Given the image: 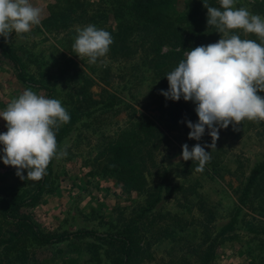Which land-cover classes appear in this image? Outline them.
Here are the masks:
<instances>
[{
  "label": "rangeland",
  "instance_id": "rangeland-1",
  "mask_svg": "<svg viewBox=\"0 0 264 264\" xmlns=\"http://www.w3.org/2000/svg\"><path fill=\"white\" fill-rule=\"evenodd\" d=\"M128 2L30 0L42 9L41 25L27 33L11 34L7 43L0 36V41L20 55L27 76L52 88L53 99L60 100L70 120L74 119L61 126L68 129L58 151L65 150L67 155L53 158L38 202L22 207L21 212L49 232L88 228L114 233L131 224L139 237L134 264H201L208 250L207 264H264V234L250 230L264 228V174L246 202L239 204L250 168L264 158V121L243 120L239 130L231 125L220 129L215 148H205L211 159L202 172L195 170L198 162L179 159L183 144L191 150L197 143L211 144L212 139L208 129L199 141L188 139L190 129L185 121H197L195 105L182 98L166 100L159 94L168 88L169 71L154 68V59L157 50L164 52L169 46L159 45V37L150 28H143L141 38L119 31L118 25L121 30L132 26L135 33L142 30L129 17ZM214 3L220 7L219 0ZM185 7L186 0H181L178 10ZM234 7L264 17V0H235ZM89 24L112 35L121 51L117 57L109 50L97 63L89 64L86 57L76 56L72 49L75 37ZM230 32L242 40L260 42L256 34L242 29ZM219 39L214 33L204 45ZM201 41H186L174 49L185 57ZM28 88L47 96L46 89L25 85L0 51V111ZM258 95L264 97V92ZM165 107L175 113L174 121L172 115L163 114ZM129 119H152L159 124L156 135L138 153L145 193L125 188L102 170L104 145ZM6 131L0 118V133ZM33 183L21 180L15 168L0 161V197L32 191ZM153 199H157L155 205L140 214L141 207ZM233 216L232 229L221 233ZM114 254L113 247L92 236L40 246L22 238L5 264H110Z\"/></svg>",
  "mask_w": 264,
  "mask_h": 264
},
{
  "label": "clouds",
  "instance_id": "clouds-1",
  "mask_svg": "<svg viewBox=\"0 0 264 264\" xmlns=\"http://www.w3.org/2000/svg\"><path fill=\"white\" fill-rule=\"evenodd\" d=\"M235 0H219L220 7L206 2V24L213 26L220 39L187 51L185 58L167 75L168 88L160 90L166 100L191 101L197 121H185L190 129L188 139L199 141L208 129L212 143H187L181 146L179 159L198 162L196 171L202 172L211 159L219 130L229 125L239 130L241 121H264V17L252 14L247 8L234 7ZM42 9L30 0H0V36L5 43L11 34L17 35L40 26ZM242 29L256 34L260 42L242 40L230 30ZM112 35L95 25L78 31L72 45L76 56L97 63L113 43ZM6 132L0 133V161L15 168L21 180L39 181L47 175L46 169L53 158L67 155L58 151L56 133L70 121V114L58 99H49L25 89L0 111ZM27 171L25 176L23 173Z\"/></svg>",
  "mask_w": 264,
  "mask_h": 264
},
{
  "label": "trees",
  "instance_id": "trees-1",
  "mask_svg": "<svg viewBox=\"0 0 264 264\" xmlns=\"http://www.w3.org/2000/svg\"><path fill=\"white\" fill-rule=\"evenodd\" d=\"M204 2L209 6L215 7L214 0H186L185 10L179 11L178 7L181 0H129L127 6L129 17L134 19L142 30L141 32L137 31L135 33L136 29L132 26L121 30V25H118V29L122 32H131L132 35L134 34L138 38H141L140 33L143 32V28L152 29L159 37V45L166 44L169 46L164 52L160 50L158 52L157 50L156 58L154 59V68L159 70L164 68L165 71L170 72L185 58L182 56V52L174 49V47L181 46L186 41L200 40H202L200 43H195L199 46L204 45L214 33L216 34V29L213 26L207 27V10L203 7ZM49 6L52 7V5ZM119 31L117 35H119ZM0 51L13 64L17 77L25 85L46 89V98L53 99L52 88L27 76L22 58L13 48L0 41ZM120 52V49L115 46L114 41L110 49L111 55L117 57ZM108 104L111 103H106V105ZM162 111L165 115H172L170 117L172 121L176 119V115L172 113L171 109L165 107ZM71 112L73 113L72 110ZM161 116L163 117L164 115ZM73 120L72 117L70 122ZM158 128V122L152 119H129L117 131L116 137L104 145V149L102 150L103 174H112L118 183L122 184L125 188L135 189L139 193H145V176L138 161V153L141 147L151 137L156 135ZM67 129L68 127L65 126L60 127L57 131V145ZM263 174L264 158L256 161L250 168L239 197V204L246 202L255 182ZM45 184L46 177L44 176L41 180L34 181L32 191L25 189L21 190V192L9 193V197H0V264H5L6 256L16 248L22 238H25L32 244L40 246L86 236L98 238L108 246L113 247L115 254L111 257L110 264H134L138 261L137 246L139 237L137 229H133L131 224L123 225L120 230L114 233L97 232L88 228H80L70 232H49L40 229L36 221L28 213L21 212V209L24 206H31L38 202L39 195ZM0 193H3V191H0ZM157 199L148 201L145 207H141L140 214L150 210L155 205ZM235 221L236 218L233 216L224 225L221 233L231 230ZM250 230L258 234H264V228L254 227ZM209 256L210 251L208 250L201 264H207ZM15 258H18L17 255H15Z\"/></svg>",
  "mask_w": 264,
  "mask_h": 264
}]
</instances>
